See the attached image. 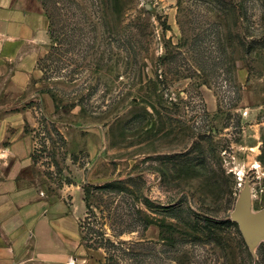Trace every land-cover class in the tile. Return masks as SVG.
<instances>
[{
    "label": "rangeland",
    "instance_id": "374dc122",
    "mask_svg": "<svg viewBox=\"0 0 264 264\" xmlns=\"http://www.w3.org/2000/svg\"><path fill=\"white\" fill-rule=\"evenodd\" d=\"M21 176L76 204L99 264H264V0H40Z\"/></svg>",
    "mask_w": 264,
    "mask_h": 264
},
{
    "label": "crops",
    "instance_id": "0c3cea01",
    "mask_svg": "<svg viewBox=\"0 0 264 264\" xmlns=\"http://www.w3.org/2000/svg\"><path fill=\"white\" fill-rule=\"evenodd\" d=\"M49 25L40 0H0V100L22 98L39 78ZM22 114L0 105V264H99L85 251L80 207L45 197L21 176Z\"/></svg>",
    "mask_w": 264,
    "mask_h": 264
},
{
    "label": "water",
    "instance_id": "95a60500",
    "mask_svg": "<svg viewBox=\"0 0 264 264\" xmlns=\"http://www.w3.org/2000/svg\"><path fill=\"white\" fill-rule=\"evenodd\" d=\"M230 217L233 222L238 223L241 233L251 250L264 239V210L251 213L248 192L243 194Z\"/></svg>",
    "mask_w": 264,
    "mask_h": 264
},
{
    "label": "trees",
    "instance_id": "16d2710c",
    "mask_svg": "<svg viewBox=\"0 0 264 264\" xmlns=\"http://www.w3.org/2000/svg\"><path fill=\"white\" fill-rule=\"evenodd\" d=\"M47 17H48L49 21L51 22V20H50V16H48V14H47ZM51 25H52V23H50L49 26H51ZM49 28H50V27H49Z\"/></svg>",
    "mask_w": 264,
    "mask_h": 264
}]
</instances>
